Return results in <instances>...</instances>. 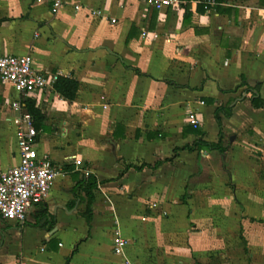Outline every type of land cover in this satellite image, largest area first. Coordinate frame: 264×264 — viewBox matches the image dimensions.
<instances>
[{"label": "crops", "instance_id": "0c3cea01", "mask_svg": "<svg viewBox=\"0 0 264 264\" xmlns=\"http://www.w3.org/2000/svg\"><path fill=\"white\" fill-rule=\"evenodd\" d=\"M61 1L53 14L51 1L0 0V54H29L35 70L78 82L74 101L53 89L30 98L45 117L36 149L60 174L23 223L0 218V264H121L111 250L115 229L129 240L126 256L143 264L140 241L150 234L139 220L145 193L192 174L197 162L202 174L218 164L231 175L245 222L264 220V108L254 109L244 92L259 85L264 99V2L227 0L202 13L190 4L183 26L184 10L157 12L146 0ZM235 99L231 116H221L225 168L217 151H180L156 169L145 167L197 139L183 134L191 110L203 140L216 143L214 111ZM17 100L11 85L0 84V172L18 163L11 106ZM88 174L101 183L87 225L75 184ZM166 200L164 208L171 206ZM245 240L241 250L258 264L264 238Z\"/></svg>", "mask_w": 264, "mask_h": 264}, {"label": "rangeland", "instance_id": "374dc122", "mask_svg": "<svg viewBox=\"0 0 264 264\" xmlns=\"http://www.w3.org/2000/svg\"><path fill=\"white\" fill-rule=\"evenodd\" d=\"M199 164L196 163L190 175L178 174L175 185L154 186L151 192L145 193L139 220L145 222L144 230L148 229L150 234H145L140 241L143 264H253L249 252H243L240 246L242 242L247 244L245 239L263 241L264 220L245 222L241 206L236 203V182L231 175L218 168V164L211 169L204 168L202 174ZM152 176L149 171L142 179L150 180ZM163 198L171 205L166 209ZM111 214L114 218L112 208ZM254 246L262 247V244ZM258 259L255 260L258 264H264V254Z\"/></svg>", "mask_w": 264, "mask_h": 264}, {"label": "built area", "instance_id": "2783aa9c", "mask_svg": "<svg viewBox=\"0 0 264 264\" xmlns=\"http://www.w3.org/2000/svg\"><path fill=\"white\" fill-rule=\"evenodd\" d=\"M35 1L39 3L51 1L53 14L63 6L61 0ZM146 4L157 12L182 11L186 4L196 5L197 1L146 0ZM206 4L215 6L213 1ZM73 9L79 11L80 8L75 5ZM58 77L57 73L35 70L29 54H0V84L11 85L19 95V100L11 104L13 110L17 112L14 124L18 163L0 172V218L5 222L23 223L30 209L45 200L60 174L59 170L51 165L49 157L37 151V132L31 116L24 107L25 100L31 98L35 92L53 89ZM186 122L193 128L200 125L195 111L192 110L188 112ZM128 244L129 240L118 229L113 230L111 250L115 256L121 258V264H133L125 254Z\"/></svg>", "mask_w": 264, "mask_h": 264}, {"label": "trees", "instance_id": "16d2710c", "mask_svg": "<svg viewBox=\"0 0 264 264\" xmlns=\"http://www.w3.org/2000/svg\"><path fill=\"white\" fill-rule=\"evenodd\" d=\"M197 1L196 5V11L199 13L204 12V9L207 8L209 5L206 3L208 1H213L215 3V7L218 8L222 3H225L227 0H194ZM261 2H264V0H259ZM190 4H186L184 6V16H183V26L187 24V22L190 19ZM220 9V8H218ZM53 90L55 93H57L64 101H74L77 95L78 91V82L72 78L59 76L56 80V82L53 84ZM244 92L246 94L250 93V103L254 109L264 108V99H261L259 96V85H256L255 87H247ZM239 99H235L231 101V103L228 106L225 107H218L215 109L213 118L218 126V141L216 143L207 142L203 140V134L198 129L199 127L193 128L189 126V129L183 130V134L188 131L194 132L197 134V139L190 145H185L180 148H175L173 150V154L170 158L164 160V161H157L154 163V165H145V167H149L151 169H156L160 165H162L164 162H171L173 159L177 157L178 152L180 151H188V152H197L199 155L201 151H217L219 155L221 156L222 160V167L225 168V162H224V156L226 152V147L222 145L221 139H222V122H221V116L223 117H230L231 111L233 108V104H235ZM208 100H202V102H205ZM24 107L27 113L32 118V124L35 129V131L38 133L41 130L45 129V117L42 114V112L36 107L35 102L32 99H26L24 102ZM161 136L158 133H150L149 137H159ZM126 169L134 168L135 170H139L140 168H137L135 166H126ZM101 182H98L96 177L94 175L88 174L80 178L75 184V187H79L85 197L86 201V207L85 211L83 213V217L85 219V222L87 225L90 223L92 218V204L94 201V194L93 191L97 189L98 184ZM8 226H6L7 229ZM68 261V259H67Z\"/></svg>", "mask_w": 264, "mask_h": 264}]
</instances>
